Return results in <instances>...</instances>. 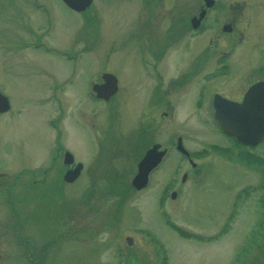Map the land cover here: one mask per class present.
<instances>
[{"label":"rangeland","instance_id":"1","mask_svg":"<svg viewBox=\"0 0 264 264\" xmlns=\"http://www.w3.org/2000/svg\"><path fill=\"white\" fill-rule=\"evenodd\" d=\"M145 1L91 0L87 10L74 12L59 0H0V93L13 106L10 115H0V171L4 172L0 183L13 185L14 209L28 220L35 248L49 238H56L53 246L58 245L63 241L58 239L61 233L67 245H62L52 261L160 264L164 259V264H239L234 255L259 212L258 175L236 159L227 160L207 149L193 160L195 168L186 163L174 148L177 136L190 150L223 143L224 139L211 126L208 112L205 127L199 126L196 111L183 95L179 104L175 102L171 120L161 115L162 109L147 119L152 127L141 140L135 121L137 113L138 120L144 121L141 111L147 109L143 81L133 86L139 90L126 96L125 103H120V90L109 104H91L93 121L89 115L88 120L81 116L89 103L80 84L68 87L58 96L63 105L58 140L74 152L84 173L65 185L72 182L62 179V156H53L61 145L53 140L57 132L48 122L57 118L59 109L49 87L67 75L69 64L62 58L72 50L84 60L89 57L91 70L78 72L83 78L93 72L94 81L100 80L102 72L114 74L120 84L131 78L130 70L135 77L137 63L146 54L135 51L137 32L148 11L143 10ZM243 1L249 4L251 0ZM252 1L253 5L244 9L241 24L250 16L253 23H264V0ZM183 3L158 0L153 7L159 17L165 10L176 13ZM46 13L51 18L49 25ZM45 29L41 40L55 43L63 52L61 56L33 49L31 42L38 45V35ZM213 33V29L207 30L203 40L208 41ZM174 51L167 63L170 73L183 67L182 46ZM210 70L207 61L206 71ZM153 141L161 143L156 151H164V155L149 173L147 185L135 190L131 180L145 154L141 155L151 149ZM135 142L138 146H133ZM242 188L246 190L241 192ZM0 208L1 222L9 215L1 197ZM178 230L198 235V239L183 237ZM8 243L9 253L21 251L15 242Z\"/></svg>","mask_w":264,"mask_h":264},{"label":"flooded vegetation","instance_id":"2","mask_svg":"<svg viewBox=\"0 0 264 264\" xmlns=\"http://www.w3.org/2000/svg\"><path fill=\"white\" fill-rule=\"evenodd\" d=\"M59 1L64 3L62 0ZM157 1L147 0L143 3V6L147 8L144 9L143 7V10L148 11L144 12L145 17L142 26H140V33L137 32L139 37L136 39L135 51L137 49L146 54L141 56V61L137 63V68H135L136 79L135 77L132 78V70L128 73L131 78H127L123 84L118 81L119 86L115 75L108 72H102L98 81H94L93 72L86 73L83 78L78 70L84 68L91 70L89 66L91 59L89 60V57L84 60L83 56L72 50L69 54L67 53L65 58H62L69 64V70L66 68V71L68 70L67 75L64 79L50 84L51 87H49L52 89V94L56 96L55 103L59 109L57 118H53L48 122V126L54 132H57L53 140L55 139V142L61 145L56 147L53 156L54 158L62 156L61 165L65 167L64 173L73 170L78 163L74 152L67 148L68 146H63L58 140L62 131L60 130L62 129L60 118L63 115L62 99L58 96L65 93V89L68 87H76L78 83L80 84V92L82 91L87 97L89 103V107L85 108L86 113L81 112V116L87 118L89 115L91 117L89 121H93L91 116L93 107L90 106L91 104L94 102L109 104L112 97L120 90L123 91L120 103H125L126 96L132 95L133 91L134 94H137L139 90L133 88V86H137L143 81L145 87L144 97H146L144 107L147 109L141 111L144 121L138 120V113L135 121L136 129L138 128V132L141 134L139 138L141 140L143 135H149L147 129L152 127V121L148 122L147 119L156 115L157 110L162 109L161 115H165L171 120L173 110L176 107L175 102L178 103L181 100L179 96L183 95L184 99L190 100L191 106L189 107L196 111L195 117L200 124L199 126L205 127L206 113L208 112L211 126L224 139L223 143L208 145L199 150H190L183 145V139L177 136L174 148L176 149L177 140L180 138V142L188 152V156L181 154L186 163L192 169L195 168L193 160L199 154L208 150L227 160L234 158L236 161L250 167L258 175L255 185L260 192L259 212L256 220L248 230L245 243L238 248L234 255V260L236 259L239 264H264V136L254 144H247L224 133L219 125L220 122L231 127H249L253 123L254 111L264 110V23H253V16H250V19L246 18V23H240L244 9L246 10L253 5L252 0L249 4L243 0H184L182 9L176 11V13L165 10L164 13H160V18L155 9L156 7H153L157 4ZM87 7L84 10H87ZM74 12L77 11L74 10ZM139 12L135 14L137 20ZM45 15L48 17L46 25L51 24L48 13ZM163 22L165 26H163ZM258 26L260 28L255 30ZM212 29L214 31L213 36L205 42L203 40L204 34L207 30ZM45 34L46 29L38 35L36 40L38 45L34 43L35 41L31 42L33 49H40L46 54H53L57 57L61 56L63 52L59 51L55 43L50 45V42L47 41L49 48L47 47L48 51L44 50L47 43H43L41 35ZM180 45L185 56L182 57L183 62H180L183 67L181 69L178 67L175 72L170 73L167 64L168 59L175 53L174 48ZM144 48L145 50H143ZM207 61H209L211 68L210 72L206 71ZM128 66L130 69L133 67L130 64ZM105 74H111L116 79V90L106 100L98 98L93 89L95 85H104L103 75ZM6 98L8 102L7 110L0 113V115H10L13 109L9 98ZM140 101L141 96L139 100L135 101L137 102L135 110H137ZM214 115L216 118H214ZM92 127L93 124L90 125V128ZM138 142H135L133 146H138ZM202 142L203 139H201ZM153 145L159 147L161 143L153 141L150 147ZM169 145L172 146L171 142H169ZM232 149L234 152H232ZM65 154L68 155L65 156ZM91 170L93 171V169ZM199 170L200 168L196 169L195 174ZM83 173L84 167L81 164L79 174L72 183L64 182L65 185L73 184ZM2 175H4V172L0 171V177ZM0 184L2 186L0 187L1 201L6 205L7 212L9 211L8 218L5 215V221L0 222V264H62L51 260L62 245H67L64 239L61 238V233L57 234L58 239L64 242H59L58 245L53 246V243L57 244V240L56 238H49V241L40 243V248H35V244L32 243L33 236L28 230V220L24 216H18L14 209L13 185ZM60 186L62 185L60 184L58 187ZM244 190L246 189L242 188L241 192ZM234 196V200L237 202L239 193L236 192ZM26 203L22 204L23 207ZM181 236L186 238L198 237V235L195 236L186 231H182ZM213 238L216 240V237ZM8 241L13 244L15 242L21 248V251L16 254L9 253L11 250L8 248ZM241 256L242 258H240Z\"/></svg>","mask_w":264,"mask_h":264},{"label":"water","instance_id":"3","mask_svg":"<svg viewBox=\"0 0 264 264\" xmlns=\"http://www.w3.org/2000/svg\"><path fill=\"white\" fill-rule=\"evenodd\" d=\"M65 5L75 11L84 10L89 4L91 0H62ZM104 85L94 86V91L98 98L108 99L116 90V79L111 74L103 75ZM8 102L7 98L0 94V113L5 112L7 110ZM214 118L215 115H214ZM253 123L251 126H241V127H231L230 125L221 124L219 122L220 127L224 131V133L236 137L240 142L247 144H254L264 136V110L254 111V116L252 118ZM237 130V132H236ZM158 148L157 145H153L150 150H148L141 161L137 165V173L131 180V186L135 190H140L146 186L148 180L149 172L154 169L160 162L161 158L164 155V151H156ZM176 149L185 153L183 148L181 147L180 140H177ZM79 165L75 167L72 171H67L63 176L64 180L67 182L73 181L76 177ZM171 197H174V193L171 194Z\"/></svg>","mask_w":264,"mask_h":264},{"label":"trees","instance_id":"4","mask_svg":"<svg viewBox=\"0 0 264 264\" xmlns=\"http://www.w3.org/2000/svg\"><path fill=\"white\" fill-rule=\"evenodd\" d=\"M181 233V232H180Z\"/></svg>","mask_w":264,"mask_h":264}]
</instances>
